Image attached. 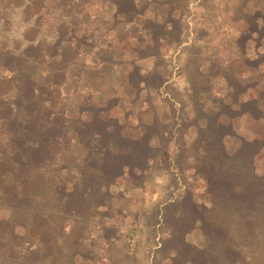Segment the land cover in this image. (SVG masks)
Returning a JSON list of instances; mask_svg holds the SVG:
<instances>
[{
  "label": "rangeland",
  "instance_id": "1",
  "mask_svg": "<svg viewBox=\"0 0 264 264\" xmlns=\"http://www.w3.org/2000/svg\"><path fill=\"white\" fill-rule=\"evenodd\" d=\"M114 1L121 0H0V80L13 74L2 65L4 54L21 57L42 44L43 64L34 75L39 80L47 65L58 61L47 50L59 44L69 50V67L68 81L56 96L67 102L70 116L88 120L92 113L80 110L87 104L108 107L106 113L129 136L141 137L155 125L165 137L172 135L144 174H125L111 183L109 199L87 221L60 222L63 231L74 225L77 233L71 236L68 228L57 243L63 264H172L176 253L171 244L161 248L168 232L157 220L163 206L185 192L198 204L208 203L204 182L194 171L203 155L195 140L206 115L222 111L221 120L232 124L236 137L225 140L231 152L239 139L264 140L262 120L250 114L232 117L252 100L264 114V39L259 42L252 30L262 24L264 0H135L139 14L133 22L116 17ZM91 136L98 140L96 131ZM5 143L0 135V145ZM179 143L184 153L177 158ZM151 144L159 146V136ZM84 156L85 150L75 146L66 158L76 163ZM263 167L264 158L257 164L258 176ZM10 169L0 163L7 184ZM59 174L64 188L80 183L74 171ZM89 195L81 185L77 198L86 201ZM4 216L0 211V220ZM186 242L203 249L208 239L196 229ZM37 246L25 244L22 256ZM74 250L79 254H71L68 262L65 254Z\"/></svg>",
  "mask_w": 264,
  "mask_h": 264
},
{
  "label": "trees",
  "instance_id": "2",
  "mask_svg": "<svg viewBox=\"0 0 264 264\" xmlns=\"http://www.w3.org/2000/svg\"><path fill=\"white\" fill-rule=\"evenodd\" d=\"M113 4L116 17L133 22L139 14L135 0ZM252 30L259 42L264 39V17ZM45 50L38 44L21 57L2 56V65L13 74L0 80V135L6 138L0 145V163L11 166L8 184L0 173V211L5 213L0 220V264H63V248L57 243L68 228L69 234L77 231L67 224L63 231L60 222L87 221L109 199L106 189L112 182L125 174L133 178L137 172L144 174L164 150L161 145L165 148L172 138L165 137L166 131H157L158 125L141 137L129 136L120 121L106 113L108 107L87 104L80 110L92 113L88 120L70 116L67 102L56 96V89L68 81L69 50L60 49L59 44L48 49L58 61L49 63L48 72L36 80ZM232 114L233 118L250 114L264 123L254 100L242 103ZM221 116L222 111L206 115V124L195 140L203 155L194 171L204 182L207 205L198 204L185 192L163 206L161 220H157L168 232L161 248L171 244L176 253L172 264H264V167L261 176L255 173L264 158V140L239 139L238 147L229 151L225 140L236 133ZM92 131L98 140L92 138ZM154 136H159L157 147L151 144ZM179 144L177 158L184 153ZM75 146H81L85 156L72 163L66 157ZM64 170L74 171L80 183L64 188L59 174ZM81 185L90 190L86 201L77 198ZM196 229L208 239L203 249L186 242V236ZM27 243L38 246L24 258ZM71 254L79 253L65 254L68 262Z\"/></svg>",
  "mask_w": 264,
  "mask_h": 264
}]
</instances>
